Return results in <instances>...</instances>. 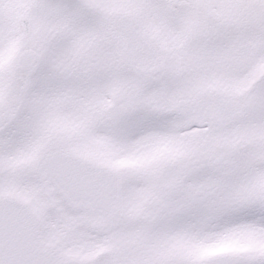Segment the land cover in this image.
Instances as JSON below:
<instances>
[{
	"label": "snow or ice",
	"instance_id": "1",
	"mask_svg": "<svg viewBox=\"0 0 264 264\" xmlns=\"http://www.w3.org/2000/svg\"><path fill=\"white\" fill-rule=\"evenodd\" d=\"M0 264H264V0H0Z\"/></svg>",
	"mask_w": 264,
	"mask_h": 264
}]
</instances>
